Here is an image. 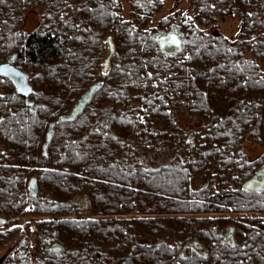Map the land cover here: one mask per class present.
I'll return each instance as SVG.
<instances>
[{"label": "trees", "instance_id": "obj_1", "mask_svg": "<svg viewBox=\"0 0 264 264\" xmlns=\"http://www.w3.org/2000/svg\"><path fill=\"white\" fill-rule=\"evenodd\" d=\"M189 5L194 18L168 15L149 35L160 0H130L128 20L114 0H0V57L17 53L43 104L28 122L23 111L0 121V213L40 216L32 250L31 228L0 236L17 237L2 264H264V218L249 216L264 212V191L241 190L264 162V0ZM33 8L42 22L26 34ZM234 13L232 41L194 30ZM171 24L189 35L173 54L155 40ZM109 35L116 51L103 73ZM95 76L102 86L83 114L56 123ZM228 226L234 249L222 242Z\"/></svg>", "mask_w": 264, "mask_h": 264}, {"label": "rangeland", "instance_id": "obj_2", "mask_svg": "<svg viewBox=\"0 0 264 264\" xmlns=\"http://www.w3.org/2000/svg\"><path fill=\"white\" fill-rule=\"evenodd\" d=\"M160 1L162 3L160 10L152 15L151 21H149V24L147 25V30L149 31V35L152 32H158L159 31V29L157 28V23L162 18H164L168 15L176 16L178 14V12H183V13H188V15L191 18H194V12L189 5V0H160ZM129 3H130V0H118V2H117V5L119 4V7H120V13H121L122 18L127 19V20L130 16V14H129ZM40 12H41V9L39 11V10L34 9V8L26 12V14L24 15L23 21H22V25H21L22 31L24 33L27 34L29 32H32L39 26V24L42 22L41 21L42 18L40 17ZM214 23H215V25H211L209 23V24H207L206 27L199 26L197 24L195 26L194 30L197 32L200 30H203V31L205 30L208 32L209 31L214 32L216 30V32L218 34H220V35L226 37L228 40L232 41L237 37V35L239 33L241 20H240L239 15L237 13H234V14L226 16L224 18H218V19L216 18V21ZM172 26H174V25L171 24L169 27L165 28L164 30L169 31L172 28ZM214 26H216V27H214ZM176 27H177L178 31L183 34L182 39L185 42L188 39L189 35L183 33L179 26H176ZM213 28H215V29H213ZM105 47H106V44H105ZM107 53H108V51H107V47H106L104 55H102V57H101V63L103 62ZM248 57H249V55H248ZM97 80H99V78L97 76H95V78L93 79L91 84L95 83ZM70 110H69V112H70ZM13 112H15V111L13 110ZM25 115H26V113H24V116ZM28 115H29L30 119H33L35 117L34 115H32V113H29ZM25 117L27 119H24V121L28 122V116L26 115ZM181 118H182L181 122H180L181 127H183L185 129L187 126L191 125V124L187 123V120H188L187 117H186V119L183 117H181ZM244 151L247 155V158L249 160H252V161L258 160L260 158L261 154L263 153V149L261 147H259L258 145H255L254 143H251V142L246 143ZM39 161H41V160H39ZM263 165H264V162L259 164L258 166H256L254 168V171L259 169ZM33 166L29 167V172H30L29 175L30 176L28 177L27 180H29V178L31 176L37 177V175H39V173H40V172L38 173L37 170L32 172L31 168L33 170H34V168H38V164L33 165ZM42 171H43V169H42ZM197 186H199V184H197ZM75 201H76V203L80 209L79 210L80 216H85V215L90 214L89 202L86 199V197H84V196L76 197ZM0 215L2 217L6 218V220H7L3 225L0 226V236L6 235L10 230H12V231L15 230L14 232H18L19 230L15 229V227H14L17 224H19L22 227L21 231L22 232L24 231L27 234L29 233V228H31V233H30L29 238H30V247L32 250L33 244H34V237H35L33 234V229H34V226L36 225L37 221L39 220L40 216L31 215V214H29V215H18V216L11 215L10 219H9L7 215H4L2 213H0ZM249 216L264 218V212L263 213H258V212L250 213ZM6 236L2 240H0V264L3 263V260L5 259L4 257L7 253V251L11 247H14L16 245V242H17V237L12 236L11 238H8ZM34 262H35V258H32L31 264H34Z\"/></svg>", "mask_w": 264, "mask_h": 264}, {"label": "water", "instance_id": "obj_3", "mask_svg": "<svg viewBox=\"0 0 264 264\" xmlns=\"http://www.w3.org/2000/svg\"><path fill=\"white\" fill-rule=\"evenodd\" d=\"M116 3L118 0H114ZM169 38V43L179 48L183 42V34L180 33L174 25L169 31H160L155 34L156 41H164ZM107 55L102 62V72L107 73L110 67L111 58L115 54V44L112 37H106ZM13 59V57L11 58ZM0 76L7 78L13 86L17 94L28 97L33 93V88L28 81V74L18 67H16L11 60L0 64ZM102 86L101 81H97L89 86V88L78 98L68 114L62 115L57 119L56 123H66L75 121L85 110L88 104L92 101L94 95L100 90ZM53 133V125H51L47 134V143L50 141ZM46 148V146H45ZM28 189L30 196L34 197L38 191L37 179L32 177L28 181ZM241 190L247 193H261L264 191V165L254 172V174L241 185ZM6 222V219L0 216V226ZM233 227H228L224 234L223 242L230 247L235 246V238L233 234ZM194 246H199L198 242L193 243ZM52 251H61V246L53 245Z\"/></svg>", "mask_w": 264, "mask_h": 264}, {"label": "flooded vegetation", "instance_id": "obj_4", "mask_svg": "<svg viewBox=\"0 0 264 264\" xmlns=\"http://www.w3.org/2000/svg\"><path fill=\"white\" fill-rule=\"evenodd\" d=\"M168 41H169V38L165 39L164 41H160L159 43L165 50L173 54L175 52L172 49H175V46L173 47V45L170 44ZM12 57L13 59H11ZM9 60H11V63H13L16 67L21 69L19 67V64L22 61L21 59L18 58L17 53H9V54L7 53L6 56L0 57V64L5 63ZM41 109H43V104L40 102V99L38 98V95L36 94L34 89H33V93L30 94L28 97L19 95L16 93L15 87L13 86L11 81H9L5 77L0 76V121H4L5 117L8 116L7 112H9L10 115H14V116H16L18 112H22V111L26 114L32 113V115H37L38 111ZM13 110L15 112H13ZM43 149H45V147ZM228 227H233V226H228ZM228 227L225 229V233ZM233 230H234L233 234L235 238L234 247H230L229 245L223 242L225 233L223 234V237H222V242L228 247H230L231 249H234L238 246L236 230L234 227H233ZM263 230L264 229H262V231ZM195 247L199 251L202 250V247L200 244L199 246H195Z\"/></svg>", "mask_w": 264, "mask_h": 264}]
</instances>
